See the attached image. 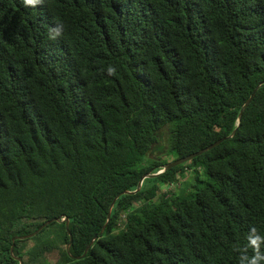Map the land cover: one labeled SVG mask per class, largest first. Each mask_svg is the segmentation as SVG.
I'll list each match as a JSON object with an SVG mask.
<instances>
[{
    "label": "trees",
    "instance_id": "1",
    "mask_svg": "<svg viewBox=\"0 0 264 264\" xmlns=\"http://www.w3.org/2000/svg\"><path fill=\"white\" fill-rule=\"evenodd\" d=\"M235 128L120 195L106 223L142 175ZM55 217L73 256L97 236L85 256L64 220L12 241ZM253 226L264 0H0V264H238Z\"/></svg>",
    "mask_w": 264,
    "mask_h": 264
},
{
    "label": "water",
    "instance_id": "2",
    "mask_svg": "<svg viewBox=\"0 0 264 264\" xmlns=\"http://www.w3.org/2000/svg\"><path fill=\"white\" fill-rule=\"evenodd\" d=\"M257 87H258V86H257ZM257 87L252 91V93L250 94V96L245 100V102H244L243 105L241 106V109H240V112H239V115H238V120L241 118L243 111H244L245 108L248 106V104L250 103V101L253 99ZM236 129H237V128H235V129L231 132V134H229L228 136L223 137V138H220V139L216 140L215 142H213V143L207 145L206 147H204V148H202V149H200V150H198V151H196V152L190 153V154H188V155H186V156H182V157H180V158H177V159H175V160H172V161L168 162V163L164 166V168L161 169V170H159L158 172H155V173L147 172V173H145L144 175H142L141 178H140V180H139V182H138V184H137L136 189H134V190H123V191L119 192V193L113 198V200L111 201V203H110V205H109V210H108V214H107L106 223L109 221V219H110L111 209H112V207L114 206L116 199H117L120 195H122V194H129V193H135V192L139 191L140 188H141L142 182H143V180H144L146 177H149V176H155V175H157V174L163 172L164 170H167V169H169V168H171V167H174V166H176V165H179V164H182V163H184V162H187V161L191 160L192 158H194V157H196V156H198V155H200V154L206 152L207 150L213 148L215 145L219 144L223 139L232 137V136L235 134ZM62 220L65 221L66 230H67V232H68V234H69V241H68V243L66 244V251H67L68 254H70V245H71V243H72V235H71V233H70V231H69V219H68L67 217H64V218H62V219H61L60 217L51 218V219L45 221V222H44L43 224H41V225H40L35 231H33V232L29 233V234L20 235V236H14V237L12 238V241L14 242L15 239H18V238H20V239H25V238H28V237H32V236H34L35 234H37V233H38L43 227H45L46 225L50 224L51 222H53V221H62ZM106 223H105V224H106ZM105 224L103 225V227H102L100 233H102V231L104 230ZM96 237H97L96 235L93 236L92 240H91L90 243L86 246V248H85V250H84V252H83V254H82L81 256H73V255H71V254H70V256H71L72 258H77V259L80 258V257L85 256V254H86L88 248H89L90 245L93 243L94 239H96ZM13 245H14V244L12 243V245H11V247H10V251H11V252L13 251ZM15 257L19 260V264H22L21 259H20L19 257H17V256H15Z\"/></svg>",
    "mask_w": 264,
    "mask_h": 264
},
{
    "label": "clouds",
    "instance_id": "3",
    "mask_svg": "<svg viewBox=\"0 0 264 264\" xmlns=\"http://www.w3.org/2000/svg\"><path fill=\"white\" fill-rule=\"evenodd\" d=\"M26 5H31L35 0H24ZM63 25L57 24L50 32L55 36L62 34ZM53 37V38H54ZM109 74H114L115 69L109 67ZM233 251L238 253V264H264V233H261L255 226L249 229L247 244L234 246Z\"/></svg>",
    "mask_w": 264,
    "mask_h": 264
},
{
    "label": "rangeland",
    "instance_id": "4",
    "mask_svg": "<svg viewBox=\"0 0 264 264\" xmlns=\"http://www.w3.org/2000/svg\"><path fill=\"white\" fill-rule=\"evenodd\" d=\"M187 177L189 176V173L186 174ZM174 187H178V184H176ZM173 188V187H172ZM164 189V188H163ZM167 189H169V187H167Z\"/></svg>",
    "mask_w": 264,
    "mask_h": 264
}]
</instances>
